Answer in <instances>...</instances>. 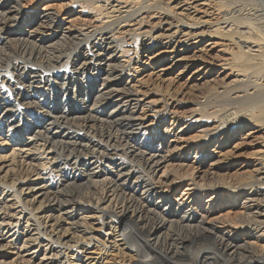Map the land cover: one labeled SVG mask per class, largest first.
<instances>
[{"label": "bare ground", "instance_id": "1", "mask_svg": "<svg viewBox=\"0 0 264 264\" xmlns=\"http://www.w3.org/2000/svg\"><path fill=\"white\" fill-rule=\"evenodd\" d=\"M70 1L86 3L95 23L83 19L87 28L67 32L50 28L44 37L23 26L36 19L55 26L53 13L26 14L18 0H0V150L8 151L0 153V162L28 159L0 175V264H66L61 248L82 238L62 239L69 226L62 227L61 213L85 219L87 210L116 219L137 255L135 264H229L236 253L234 264H264V186L249 191L217 176L218 163L229 168L223 163L230 157V150H222L226 135L242 131L250 119L261 128L244 129L240 142L254 132L264 137V46L258 33L234 28L227 22L233 16L227 19L215 0ZM211 36L223 43L216 57L205 55L220 46L215 38L204 43ZM9 40L13 47L5 48ZM160 62L158 72L144 74L147 80L155 75L151 91L138 75ZM192 66V74L213 67L202 83L232 103L253 104L252 111L226 122L220 108L209 111L213 102L203 99L192 102L191 115L180 113L181 99L168 86L162 90V77L172 67L182 73ZM250 66L260 69L256 75ZM189 78L185 82L196 86L199 80ZM193 125L203 133L187 145L174 130ZM2 131L12 140L3 139ZM191 155L197 166L178 164ZM255 155L260 166L247 176L264 182V146ZM32 192L43 196L35 206ZM228 195L241 200V226L227 230L217 219L206 225L194 204ZM252 251L258 253L253 259Z\"/></svg>", "mask_w": 264, "mask_h": 264}, {"label": "rangeland", "instance_id": "2", "mask_svg": "<svg viewBox=\"0 0 264 264\" xmlns=\"http://www.w3.org/2000/svg\"><path fill=\"white\" fill-rule=\"evenodd\" d=\"M20 5L23 7V10L25 11L26 14L30 13L32 15H35L39 11H49L55 15V26L47 27V22L43 21L41 19H36L31 25L28 26H23L24 31L26 33L30 32L31 35H37V33L44 35V37L51 33V29H55L56 31H60V28L64 31H76L80 30L82 27H86L88 25L87 20L83 19H88V21L92 23H95L94 18L91 16V11L90 9H87L86 3L82 1H70V0H18ZM217 1V6L222 5L224 8L225 12H228L226 15L227 19L231 16L233 18L227 20V22H230L234 24H231L234 28L240 29L241 31H244L246 35H248L247 32L250 30L249 36H251L253 33L257 35L259 39L258 41H261L262 45L264 46V0H215ZM221 1V2H220ZM220 2V4H219ZM224 2V3H222ZM229 8V9H228ZM235 12V14H234ZM218 16H222L225 14L217 10ZM233 13V15H232ZM238 13V14H237ZM231 14V16H230ZM237 15V16H236ZM246 15V16H245ZM214 17V16H213ZM239 17V19H238ZM245 17V18H244ZM244 18V19H243ZM248 18V19H247ZM234 19V20H233ZM243 19V20H242ZM247 19V20H246ZM238 20V21H235ZM233 21V22H232ZM241 21V23H240ZM246 21V22H245ZM85 22V23H84ZM237 22V23H235ZM244 22V23H242ZM220 24V23H219ZM226 23H222L221 25H225ZM242 24V25H240ZM240 25V26H239ZM60 27V28H58ZM239 27V28H238ZM51 28V29H50ZM87 28V27H86ZM38 29V30H37ZM260 29V32H259ZM254 30V32H253ZM43 31V32H42ZM81 31H86V29H81ZM247 31V32H246ZM42 32V33H41ZM253 34V35H254ZM261 34V35H260ZM254 35V36H256ZM261 37H259V36ZM215 38V40L218 41V44L220 46H217L213 49L209 47V51L205 54L206 57H216L217 55L220 54L221 47H223V43L221 42L222 40L220 38H216L214 36L207 37L204 41L206 43L209 39ZM253 40L255 38H252ZM255 39V40H256ZM7 45V47H6ZM5 48H10L13 47V41L9 40L6 42ZM118 55V54H117ZM198 59V58H196ZM118 60H121L122 62L125 59V57H119ZM199 62H201L199 60ZM198 62V63H199ZM162 62L157 64L156 67H145L143 71H141L142 74L138 76H144V79H146L147 83H145V86L147 89H151V91L154 90L153 85H152V80L155 78V75H153V72H158L159 68L161 67ZM34 65V64H33ZM197 67V66H196ZM208 67L202 68L200 72H196L192 74L193 66L185 70L184 72L181 73L179 72V69L177 67H172L164 73L162 77V90H165V87H169V92L171 91L172 94H178L176 98L179 100L181 99V102L178 106V111L180 113H184L185 115H191V108L193 107L192 102L195 100H203V99H210V102H213L210 104L213 108H209V111H212L213 109H219L218 116H220L221 119H224L229 121H236L237 118L239 117L238 114L240 113H248V111H252L251 109L254 108L253 104H235V102L232 103L231 99L226 98L227 95H219L217 96L214 94L213 91L210 92L208 87L204 85L206 82L205 75L210 74L209 72L213 70V67H209L210 69H207ZM213 68V69H212ZM151 73V78H148L145 76L147 73ZM205 70V72H204ZM260 70V69H259ZM255 66H250L248 71L253 74H257L259 71ZM229 70H226L225 73H228ZM146 73V74H145ZM205 73V74H204ZM145 74V75H144ZM192 74V75H191ZM153 75V76H152ZM190 76L189 79H196L199 80L197 85H191L187 84L185 80ZM194 77V78H193ZM212 77L209 76L206 79H210ZM231 77V78H230ZM226 77L225 79V86H227L231 80L233 79V76ZM253 80V76L251 77ZM263 78V79H262ZM263 80L264 82V77L259 78ZM258 79V80H259ZM204 84H203V83ZM150 85H149V84ZM165 83V84H164ZM227 83V84H226ZM178 84V85H177ZM208 84V83H207ZM221 84V83H219ZM219 84L217 86H219ZM180 90H179V88ZM182 88V89H181ZM239 89H241L239 87ZM238 87L234 88V90L238 91ZM222 90V89H221ZM166 91V90H165ZM177 91V92H176ZM202 92V93H200ZM229 94V93H228ZM216 95V96H215ZM204 96V97H202ZM182 97V98H181ZM229 101V102H228ZM247 103V102H246ZM216 104V105H215ZM233 106V107H232ZM240 106V107H239ZM238 107V108H237ZM226 109V110H225ZM234 109V110H233ZM250 109V110H249ZM242 110V111H241ZM246 110V111H245ZM238 113V114H236ZM225 114V115H223ZM261 116V115H260ZM259 117V116H258ZM228 118V119H227ZM223 120V121H225ZM261 120H264V115ZM246 121L244 124L241 126L244 129L247 128H252L253 130H257L261 128L260 122L258 123L259 125H254L255 121H251L250 123ZM262 125V124H261ZM240 126V127H241ZM241 127V128H242ZM264 127V124L262 125ZM238 128V127H237ZM186 130L182 133L181 128L179 129V126L175 128L174 133H180V138L181 141H187V145L189 143L194 142V140L199 139V135H201L203 132L201 129H197L196 125L190 126L188 128H185ZM238 130L234 131V134H228L224 138L227 141V144L225 145V148H223V152L226 150H230L229 154L226 156H230L228 159H225L223 161L224 164L229 166L228 169H223L221 163H218L220 165V171L217 172V176L223 177L224 180H229L230 183H234L235 185L238 184H244L245 189H248L249 191L255 190L256 188L260 186H264V182L256 183V176L248 177L247 174L249 175L251 172V175L256 174L254 169L256 167H259L260 165H254L256 164V159L257 155L256 152L263 150L264 146V137L260 132H254L252 137L249 139L245 140L244 143H241L240 140L242 141L244 138L243 135L245 134V131L247 130ZM7 131H2L1 135L3 139L7 142L12 140V137L6 135ZM182 134V135H181ZM261 135V137H260ZM249 141V145L246 143ZM261 142V143H260ZM185 144V145H186ZM239 144V145H238ZM262 147V148H261ZM3 148H6L3 146ZM261 148V149H260ZM189 149V147L187 148ZM0 150L1 154L7 153L8 151ZM24 156V155H23ZM22 157H18V159L12 164L8 161V159L1 161V170H0V175L4 173V171L9 168V167H20L21 164L24 162V160L27 158L25 156V159ZM193 156H189L187 159L184 161H181L178 163V161L175 162L178 164H182L183 168H187L191 165L197 166L196 163L193 162ZM28 160V159H26ZM176 164V165H178ZM176 165H173L172 168L176 167ZM171 168V169H172ZM203 168V167H202ZM254 168V169H253ZM201 167L199 166L200 170ZM223 169V170H221ZM246 174V176L244 175ZM259 176H264L263 174ZM246 177V178H245ZM246 179V181H245ZM248 179V180H247ZM256 185V186H255ZM83 189V185L80 186ZM52 189L50 190V192ZM212 192L209 194L211 195ZM208 195V194H207ZM43 196L40 194V192H32L31 194L28 195V198L35 199L34 202H31L32 206L37 205L38 201L40 198ZM208 197V196H207ZM204 198L203 201H200V203L194 204L195 207H197L198 211L204 215V221L206 225L211 224L214 222L215 219L218 220L217 225L222 226L224 223L225 227L227 230L231 227L235 226H241V224H238L239 215H241V208H240V199H234V197L231 195L224 200H221L220 198H212V201L210 200L208 203H206L209 199ZM252 199V202L250 201V204H253V198L255 197L254 195L250 196ZM264 197V196H263ZM211 198V196L209 197ZM264 201V198H262ZM185 201V200H184ZM264 203V202H263ZM144 202H142V205ZM253 207V206H252ZM46 209H50L49 207H46ZM52 212L57 213L55 210L51 209ZM254 210V209H253ZM88 212H85L84 214H87V218L82 219L80 217H76L77 223H75L76 219L71 218L64 213H61V225L62 227L69 226V229L67 230V233L65 236H63V240H67L68 238L73 237H78L82 238L81 241H79V244L75 247H63L62 249V260L66 261V264H135L138 259L137 255L134 251H132L130 248H128L127 243L124 241L123 237L119 233L118 228V223L116 219L104 216V217H99V215L92 210H87ZM259 216V215H258ZM226 218V219H225ZM230 218V219H229ZM233 218V219H232ZM263 218L262 216L258 217ZM228 220L231 223L236 222L238 225H230L228 222H223L222 221ZM232 219V220H231ZM74 220V221H73ZM221 220V221H220ZM220 221V222H219ZM233 221V222H232ZM250 221V220H249ZM252 221V219H251ZM128 220H122V225H128ZM254 225H251V228H253ZM122 227V226H121ZM255 227V226H254ZM232 229V228H231ZM240 229V228H239ZM237 229V230H239ZM235 229H232L234 231ZM260 232V231H259ZM258 235V233H256ZM256 236V235H255ZM253 240V239H252ZM69 241V240H68ZM67 241V242H68ZM69 243V242H68ZM127 245V246H126ZM23 258H27L28 255L25 253V251L21 252ZM258 253H255L252 251V259L254 256H256ZM249 255V256H251ZM42 256V253H38V256L36 259L40 258ZM228 257V256H227ZM235 262H239V255L236 253L235 257L233 258ZM248 260V259H247ZM234 261L229 264H234ZM241 261V260H240Z\"/></svg>", "mask_w": 264, "mask_h": 264}]
</instances>
